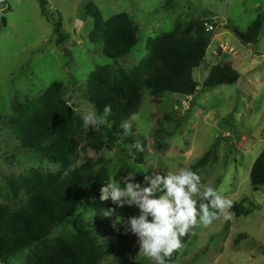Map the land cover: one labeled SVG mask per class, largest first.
I'll return each mask as SVG.
<instances>
[{
  "label": "rangeland",
  "instance_id": "1",
  "mask_svg": "<svg viewBox=\"0 0 264 264\" xmlns=\"http://www.w3.org/2000/svg\"><path fill=\"white\" fill-rule=\"evenodd\" d=\"M45 1L48 16L42 14L39 0H0V205L23 204L39 176L51 174L62 178L87 160L96 166L105 165L109 177L113 171L121 175L132 172L138 174L137 180H142L140 175L153 168L164 172L191 168L211 152L210 162L199 173L202 183L231 201L245 198V206L262 216L261 224L255 225L251 216L232 218L236 222L230 224L231 219L222 215L207 227L198 224L190 230L191 236L181 249L178 262L264 264V187L254 190L252 169L249 171L254 163L251 158L264 152V23L256 44L244 43L230 28L249 30L258 15L264 14V0ZM89 2L100 9L104 20L122 13L134 17L139 42L130 55L111 59L102 54L103 46L90 42L95 19L88 13ZM1 17L7 19L6 23H2ZM197 18L205 22V32L211 31L213 25L215 32L204 60L194 71L201 87L189 108L181 106L185 95L169 92L155 96L145 89L141 108L128 120L132 124L130 136L119 133L118 140L111 143L108 119L109 123L92 130L101 139L98 146L80 150L73 163H56L43 154L21 151L15 125L8 121L16 116L36 117L45 94L55 86L54 96L60 95L82 121L81 126L75 124L71 130L81 136L83 144L87 143L88 132L82 128V117L90 110L97 111L87 93L94 82L92 74L125 78L148 57L156 37ZM56 26L60 32H55ZM224 64H230L240 74L239 80L205 88L203 84L210 72ZM165 115L173 121H166ZM172 126L175 133L165 147L157 148L155 131ZM136 142L143 146L142 152L130 148ZM242 146H253V155L249 152L243 156ZM257 199L262 206L255 202ZM116 211L125 218L138 214L128 207ZM78 212L86 217L97 238L112 248L100 264L115 258L151 264L139 252L136 238L123 234L122 226L98 232L97 212ZM72 231L71 225L56 227L51 237ZM30 253L25 249L7 264H26Z\"/></svg>",
  "mask_w": 264,
  "mask_h": 264
},
{
  "label": "trees",
  "instance_id": "2",
  "mask_svg": "<svg viewBox=\"0 0 264 264\" xmlns=\"http://www.w3.org/2000/svg\"><path fill=\"white\" fill-rule=\"evenodd\" d=\"M39 1L42 14L48 16L46 1ZM88 13L95 19L89 35L90 42L103 46L102 54L111 59L130 55L139 42L138 23L134 17L122 13L104 20L100 9L93 2L88 3ZM1 20L6 23L7 19L1 17ZM263 23L264 14H259L247 31L230 28L244 43L256 44ZM212 27L211 31L205 32V22L197 18L175 31L156 37L148 57L121 80L112 76L101 78L97 72L92 74L94 82L87 91L91 102L98 113L103 112L105 105H111L112 108V114L108 117L111 126L107 130L111 143L118 140L117 134L123 133L122 122L128 121L141 108L145 89L155 96L170 92L196 97L201 85L194 78V71L204 60L212 43L215 32L214 25ZM54 30L60 32L59 26ZM239 78L240 74L230 64H224L210 72L203 86L212 89L222 84H234ZM55 89L56 86L51 90L52 94L51 91L45 94L43 107L36 117L29 119L16 116L8 122L15 125L21 151L40 153L50 161L70 164L80 150L90 145L97 147L101 139L89 129V141L82 143L81 136L71 130L82 121L60 95L54 96ZM164 119L173 121L169 115H165ZM175 130L173 126L169 130L158 128L154 133L156 147H165ZM210 160L211 152H207L191 169L199 174ZM138 161L142 162L143 159L139 157ZM38 178L30 186L23 204L15 207L0 205V264H7L25 249L31 251L26 264H100L112 248L97 238L86 217L78 211L97 212L95 226L98 232H108V228L113 227L115 216L103 215L104 210L115 205L110 200L102 202L99 199L103 182L109 180L107 167L96 166L93 161L87 160L65 177L46 174ZM251 182L256 191L264 186V152L253 164ZM232 202L230 210L235 214L251 212L242 203ZM65 225L73 226V231L51 237L56 227ZM190 236L191 232L181 238L182 248ZM181 249L173 253L169 264H181L178 262ZM108 264L135 262L132 259L115 258Z\"/></svg>",
  "mask_w": 264,
  "mask_h": 264
},
{
  "label": "clouds",
  "instance_id": "3",
  "mask_svg": "<svg viewBox=\"0 0 264 264\" xmlns=\"http://www.w3.org/2000/svg\"><path fill=\"white\" fill-rule=\"evenodd\" d=\"M111 114V105H105L102 113L90 110L82 117V127L85 131L98 130L109 123ZM121 128L123 135L132 134L129 121L122 122ZM130 148L144 150L139 142ZM137 175L113 171L103 182L99 199L115 205L104 210L103 216H115L113 228L120 225L123 234L134 236L139 252L151 264H169L173 253L183 246L181 238L198 224L207 227L221 215L230 218L233 202L202 183L198 172L191 168L167 172L153 168L140 175L142 180H137ZM125 207L136 209L138 214L127 218L118 215L116 210Z\"/></svg>",
  "mask_w": 264,
  "mask_h": 264
},
{
  "label": "crops",
  "instance_id": "4",
  "mask_svg": "<svg viewBox=\"0 0 264 264\" xmlns=\"http://www.w3.org/2000/svg\"><path fill=\"white\" fill-rule=\"evenodd\" d=\"M242 149H245V151H244V153H243V156H245V153L247 154V153H249L250 151H251V149L253 148V146L252 147H250L249 149L248 148H246V147H244V146H242L241 147ZM251 153V155H253V152H250ZM259 154H260V152H259ZM258 154V155H259ZM258 157V156H257ZM252 159V161L253 162H255V160L257 159V158H251ZM254 164V163H253ZM253 164L250 166V168H249V171L252 169V166H253ZM239 187V189H240V187H241V185H239L238 186ZM264 187V186H263ZM262 189V188H261ZM260 189V190H261ZM241 191V190H240ZM256 192V191H255ZM236 195H240V193H236ZM241 200L240 201H238L239 203H241L242 202V204H244L245 205V202H246V200H245V198H240ZM255 202H257L258 203V205H260V206H262L260 203H261V200L260 199H257V201H255ZM254 204V203H253ZM256 205V204H255ZM258 207V206H257ZM230 212H232V211H230ZM235 214V213H234ZM248 217V216H251L252 218H253V220H254V224L256 225V224H258V223H260L259 221H260V218L262 219V216L260 217V216H258V214L256 213V211L255 212H251L250 214H248V215H241V216H238V215H236L235 214V216L234 217H231V215H230V218H229V220H230V224L231 223H235L236 221H235V219L236 218H241V217ZM242 217V218H243ZM232 218H235V219H233V221H232ZM262 222V221H261ZM261 224V223H260ZM246 232V231H245ZM248 233V232H247ZM249 234H251V233H249Z\"/></svg>",
  "mask_w": 264,
  "mask_h": 264
},
{
  "label": "built area",
  "instance_id": "5",
  "mask_svg": "<svg viewBox=\"0 0 264 264\" xmlns=\"http://www.w3.org/2000/svg\"><path fill=\"white\" fill-rule=\"evenodd\" d=\"M213 28V27H212ZM193 101V95H185L181 99V106L185 109L189 108V106L192 104Z\"/></svg>",
  "mask_w": 264,
  "mask_h": 264
}]
</instances>
